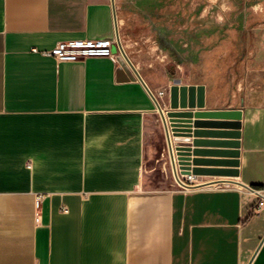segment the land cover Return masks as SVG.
I'll use <instances>...</instances> for the list:
<instances>
[{"label": "crops", "instance_id": "1", "mask_svg": "<svg viewBox=\"0 0 264 264\" xmlns=\"http://www.w3.org/2000/svg\"><path fill=\"white\" fill-rule=\"evenodd\" d=\"M131 2L115 0L125 50ZM68 41H110L111 54H46ZM136 68L169 123L239 114L170 124L171 138L194 167L238 172L214 181L252 190L148 186L165 129L120 53L111 0H0V264H264V91L223 110L216 86H167Z\"/></svg>", "mask_w": 264, "mask_h": 264}, {"label": "rangeland", "instance_id": "2", "mask_svg": "<svg viewBox=\"0 0 264 264\" xmlns=\"http://www.w3.org/2000/svg\"><path fill=\"white\" fill-rule=\"evenodd\" d=\"M131 1L122 11L125 51L145 75L167 86L207 83L212 93L216 86L218 109L263 101L264 0ZM153 164L149 187L176 185L168 148Z\"/></svg>", "mask_w": 264, "mask_h": 264}, {"label": "water", "instance_id": "3", "mask_svg": "<svg viewBox=\"0 0 264 264\" xmlns=\"http://www.w3.org/2000/svg\"><path fill=\"white\" fill-rule=\"evenodd\" d=\"M112 3V7H113V12H114V21H115V32H116V43L119 47L120 53L124 59V61L126 62V64L129 66V68L132 70V72L134 73V75L136 76V78L143 84V86L146 88V90L148 91V93L150 94V96L152 97V99L154 100L157 110L161 116L162 122H163V126L165 129V135H166V140H167V146H168V152H169V157H170V162H171V167H172V171L174 174L175 179L181 184V181L179 179L178 173H177V164H176V160H175V155H174V147L172 145V138H171V132H170V124L172 126V128H174L175 130H179L178 128H187V129H191L193 127V124L196 125V127H199V122L201 119L203 118H209V119H230V118H238L239 114L233 113V112H227V111H218V112H197L194 115L195 118V123H192V121L190 120H185L186 122H181L178 119L173 118L172 122H168V118L165 114V112L163 111L159 101L157 100V98L155 97V95L151 92V90L149 89V87L147 86L146 82L144 81V79L142 78L141 74L139 73L138 69L136 68V66L133 64V62L130 60V58L128 57L124 46L122 44L121 41V37H120V32H119V24H118V16H117V11H116V3L115 0H111ZM185 126V127H182ZM190 131V130H189ZM202 141H200L199 139L195 140V145L198 146L199 144H201ZM176 152L178 154V158L180 161V164L186 168V173L189 174L191 171L193 174H201V173H208L209 175H215V176H222V177H233L235 178L238 174V172L235 170L233 171H227L225 169H211V168H200L198 166H195L191 171L189 170V167L193 164L192 161L190 160V157L193 154V151L191 148H186V147H177L176 148ZM197 152V151H196ZM216 184H228V185H237L249 190H252L250 187L244 185L243 183H240L238 181H212L209 183H204L201 185H195V186H187L188 188H201V187H206V186H212V185H216Z\"/></svg>", "mask_w": 264, "mask_h": 264}, {"label": "built area", "instance_id": "4", "mask_svg": "<svg viewBox=\"0 0 264 264\" xmlns=\"http://www.w3.org/2000/svg\"><path fill=\"white\" fill-rule=\"evenodd\" d=\"M112 43L110 41H68L58 43L51 51L46 54L53 56L55 59L61 62H78L83 61L90 57H103L110 56ZM162 95V93H161ZM176 150V147L174 146ZM176 154L177 159V173L181 184L175 179L173 171V177L176 182V187L182 191L191 190L193 188H188L187 186L201 185L198 183L197 179H192L195 175L192 173L194 165L189 167L191 171L189 174L186 173V168L180 164L178 154ZM171 164V162H170ZM263 198V191L258 192ZM41 197H38V204Z\"/></svg>", "mask_w": 264, "mask_h": 264}, {"label": "bare ground", "instance_id": "5", "mask_svg": "<svg viewBox=\"0 0 264 264\" xmlns=\"http://www.w3.org/2000/svg\"><path fill=\"white\" fill-rule=\"evenodd\" d=\"M172 145L174 147V144H173V140H172ZM176 150L174 149V155H175V160H176V164H177V159H176V154H175ZM195 177L192 176V179H197L198 175L194 174ZM222 181H230V180H222Z\"/></svg>", "mask_w": 264, "mask_h": 264}]
</instances>
